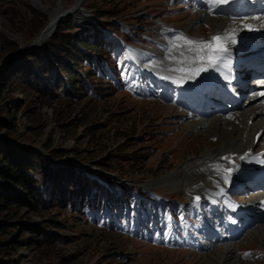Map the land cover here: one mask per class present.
<instances>
[{"label":"rangeland","instance_id":"rangeland-1","mask_svg":"<svg viewBox=\"0 0 264 264\" xmlns=\"http://www.w3.org/2000/svg\"><path fill=\"white\" fill-rule=\"evenodd\" d=\"M59 2L65 9L78 2L85 13L95 9V5L116 8L115 18L122 22L123 30L108 28L106 38L114 42L108 49L109 69L104 79L89 76L90 87L76 99L64 94L45 95L11 74L0 94V119L9 122V126L0 129V137L36 146L54 163L69 159L87 165L132 190L134 196L119 211L110 207L92 210L86 206L79 213L57 204L56 199L51 203L48 200V206L41 210L24 205L0 211V220L15 222L16 227L11 230L17 233V238H13L12 233L0 229V258L8 260V264H244L245 261L264 264V215H254L255 224L247 229L244 226L233 239L235 253L231 256H235L229 258L216 249L227 244L217 241L218 246L209 247L210 230L205 229L215 216L213 232H224L221 224L227 219V208L216 209L217 205L209 204L207 212H200L199 204L189 201L191 192L186 184L182 188L180 183L175 186L164 180L221 143L220 134L214 129L207 132V124L190 133L183 123L189 119L180 114L185 111L173 99L165 101L164 95L153 89L156 86L151 75L157 74L154 70L158 66L151 65L154 70L150 68L149 75L136 58L142 60L144 51H157L161 47L159 40L165 42L159 27L169 26L171 34L191 38L209 34L215 18L222 24L227 18L206 14L204 19H198L202 11L195 9L193 2L189 5L193 10L184 7L187 0H0V64L5 55L18 56L32 47H40L62 18L71 16L83 24L97 21L91 13L93 22L84 20L80 11L67 13L54 20L55 24L47 30L50 13ZM2 44L11 46L4 49ZM128 45L134 46L131 48L134 55ZM162 53L153 59L161 61ZM120 60L129 65L126 74L130 77L119 78L118 84L113 85L118 71H112V64ZM127 89L133 94H127ZM197 103L202 108L206 106L204 102ZM208 111L214 115L216 110ZM180 119L184 125L177 129ZM261 144L259 141L254 148L259 149ZM39 177L41 182L46 181L45 175L39 173ZM101 177L102 184L107 185ZM241 181L239 188L243 189L246 183ZM156 190L166 204L157 212ZM142 191L154 198H146ZM237 193H233V198L254 200L264 190ZM52 196L48 188L46 197ZM167 205L175 206L179 212H170ZM193 206L196 210L189 209ZM200 225L204 231H200ZM3 239H8V247L1 243ZM246 253L251 255L245 258Z\"/></svg>","mask_w":264,"mask_h":264},{"label":"bare ground","instance_id":"bare-ground-1","mask_svg":"<svg viewBox=\"0 0 264 264\" xmlns=\"http://www.w3.org/2000/svg\"><path fill=\"white\" fill-rule=\"evenodd\" d=\"M192 1L200 8L199 11H202L201 13H199L198 19H204L206 17V14H209L213 16L219 15L220 17H226L227 21L222 24L217 18H215V24L211 28L209 34L205 35L203 33L200 36L191 37V39L210 40L211 37L216 34L223 35L226 30L236 29L235 38L237 40V43L235 45H230V47L237 49L238 52H242V49L240 47L241 45L245 47V45L248 44L247 47H249L250 44L255 43L258 38L263 37L264 40L263 3L261 4L258 2V4L254 6H249L244 3L243 0H233V2L230 4L221 3L213 5L209 3L210 0H187V4L184 7L189 8V5L191 6ZM182 5H184V3H182ZM194 8L196 9V7ZM189 9L193 10L192 8ZM212 10L220 13H211ZM79 11L83 14L84 20H93L92 16L89 14L90 12L88 13L87 11V13H85L79 6L78 2H76L75 5L69 9L63 8L61 6V3L59 2L57 4V7L53 8L50 13L51 21L48 22L46 29H50L54 23V20L56 21V19L61 17L62 15L67 13L78 14ZM249 24L253 26L254 30H249L248 28L244 27V25ZM256 26H261L262 32H259V30L256 29ZM169 30V26L159 27L158 32L161 36L164 35L163 38H166H164L165 42L162 43V46L157 51H144V53H142V57H144L142 60L137 56L136 58L140 64H144L143 69L148 71L149 75L152 74L151 69L153 68L151 67V65L158 66L156 70L153 69L157 74L151 75L152 80L158 82L159 89H157L156 92L161 96L163 94L165 96V101H172L173 99V102H177L179 109L185 111H183L184 113H180L181 117L189 120L187 122H183L182 119L177 120L179 124L177 129H181V125L185 124L188 130H190V133H193L197 129L207 124L205 128L207 132H211V129H214L217 134H220L219 142L221 141V143L218 142V145H216L215 147L212 146L213 148L204 152L199 158L185 163L184 166L180 168V170L174 172L173 174H171L172 176H169L164 180H169L170 182L174 183L175 186L180 183L179 186H182V188L183 185L186 184V187H188V190L191 192L189 194L191 195L190 199L192 201H196L194 198L195 194H199L201 196V199L198 201L201 208L207 207L208 202L203 203V201L207 200L217 201L219 206H221V209H223L224 207L228 208V210L231 212L230 215L233 216L229 219L228 222L229 226L231 225V232L228 233V235L226 234L223 236L219 234L216 237L212 238L213 232L210 231V241L208 243H211L212 241L209 247L218 246L217 244L219 243L217 241L222 242V245L227 244L225 247H219L216 249L221 250L223 254L231 258L235 256H231L233 253H235V245L231 243L233 239L243 231L244 226H246L245 229H247L249 226L255 224L253 222L256 221L254 215H264L262 214L264 210V194L259 195L254 200H242L240 198L235 199L232 197V194L236 193L237 190L240 191V194L248 190H264V179L260 177L261 172L264 170L262 162L263 152L259 149L254 148V146L259 141H263L261 146L264 145V95H261L262 91H264V84L260 86L259 90H252L251 92L248 90L249 82H245V80L243 79L240 82V87L242 85V90L240 91L239 95L240 97L244 95V98H241V101L238 104L231 103L230 108H225V104L223 105L214 101L219 100L220 96H207L206 93L202 92L203 90L201 89L189 92L188 88L191 85L190 80H197L199 76H192L191 79H187L185 78L184 73H181L179 71H171V69L173 68H179L181 66L188 67V65H179L175 61L168 59V49L172 46V44L182 43V41L176 40L175 37H177L178 35H176V33L171 34ZM242 42L244 43L242 44ZM131 48L132 47H130V50ZM163 49L167 50L162 51ZM133 50L135 49L133 48ZM131 53L133 54L132 50ZM134 53L135 55L137 54L136 51ZM159 53H162L164 57L161 61L159 60V62H156L157 59H155V61L153 58L156 55H159ZM172 55L179 57V51L172 52ZM139 56L141 57V55ZM151 60L154 62H152L153 64L150 62ZM243 60L244 59H242V61ZM232 61L235 62L236 59L234 58L232 59ZM234 67V65L231 66L230 79L231 83L233 82L235 83V85H237V82H235L231 77L235 73H237ZM223 71L228 74L227 69H224ZM246 76L247 74H245V77ZM162 77L168 78L165 79ZM161 79H163V81ZM219 85L220 83L213 78L209 80V83L205 86V89L206 91H209L211 93L214 89H218V87H220ZM227 86H229V84L226 85L225 88L221 87L219 91V93L222 92L223 98L226 97L225 92H228L229 90V87L227 89ZM246 89L249 91L248 93ZM185 95H188L189 98H185ZM196 99L207 101V106L205 108H201L199 105H195L194 102ZM209 108L216 110L213 113L214 115H209ZM182 122L184 124H182ZM261 123H263L262 126L260 125ZM258 127H261L262 131L257 137H255L254 131L257 130ZM236 132L238 133L236 134ZM246 153H250V155L245 159H239V157L245 156ZM222 157H231L234 163L229 164L228 161L222 160ZM188 160H190V158ZM216 165H220L222 168H233L231 181L229 183H224L222 176L218 175L214 170ZM242 179L244 181H241ZM203 180L210 181V183H203ZM240 181L242 183H246V187H244L243 189H240ZM255 205L256 207L253 208ZM234 206L239 207L240 209L233 211L232 209L235 208ZM261 216L258 217H260L262 220ZM234 219L236 220L232 224L231 220ZM242 219L245 220V223L241 224V227H239V223L240 221H242ZM213 249L215 250V248ZM243 263L248 264L247 261Z\"/></svg>","mask_w":264,"mask_h":264},{"label":"trees","instance_id":"trees-1","mask_svg":"<svg viewBox=\"0 0 264 264\" xmlns=\"http://www.w3.org/2000/svg\"><path fill=\"white\" fill-rule=\"evenodd\" d=\"M94 8L91 12L98 17V23L83 24L71 16L62 18L40 47H32L18 56L5 55L0 64V94L11 74L45 95L64 94L74 99L90 87L89 76L104 79L111 59L108 49L114 46V42L106 38V28L115 31L123 28L122 22L115 18V7L95 5ZM70 29L76 30L71 32ZM2 45L4 49L11 46ZM116 66L114 62L112 68ZM5 126H9V122L0 119V129ZM39 173L45 175V182H41ZM100 176L107 185L102 184ZM48 188L53 193L51 199L46 197ZM54 199L57 204L81 213L86 206L92 210L110 207L119 211L131 203L133 197L127 187L87 165L69 159L54 163L36 146L0 137V211L24 205L41 210ZM14 227L15 222L0 220V229L12 233L10 237L13 238L17 236L11 230ZM24 230L32 231L30 228ZM1 243L8 247V239ZM8 263L0 258V264Z\"/></svg>","mask_w":264,"mask_h":264},{"label":"snow or ice","instance_id":"snow-or-ice-1","mask_svg":"<svg viewBox=\"0 0 264 264\" xmlns=\"http://www.w3.org/2000/svg\"><path fill=\"white\" fill-rule=\"evenodd\" d=\"M228 0H210L213 5L227 3ZM249 30H254L252 25H244ZM236 29L226 30L223 35L216 34L211 37L210 40H194L183 34L176 37L177 41L182 43H173L168 49V59L175 61L179 65L187 64L188 67L173 68L171 71H179L185 74V78L191 79L192 76H200L201 73H207L209 69L213 71H221L224 69L228 70L229 74L224 75L223 79L226 83H231L230 72H231V47L235 45L237 40ZM182 49V50H181ZM179 51V57L172 55V52ZM167 79L168 77H162ZM264 95V93H261ZM250 153H246L245 156L239 157V159H245ZM222 160L228 161L229 164L234 163L231 157H222ZM218 175L222 176L224 183L231 181L233 168L225 167L222 168L220 165H216L214 169ZM223 194V193H221ZM195 200L198 202L200 197H196ZM235 207V206H234ZM250 253L245 254V258L250 256Z\"/></svg>","mask_w":264,"mask_h":264},{"label":"water","instance_id":"water-1","mask_svg":"<svg viewBox=\"0 0 264 264\" xmlns=\"http://www.w3.org/2000/svg\"><path fill=\"white\" fill-rule=\"evenodd\" d=\"M94 17V16H93ZM95 18V17H94ZM95 20V19H94Z\"/></svg>","mask_w":264,"mask_h":264}]
</instances>
